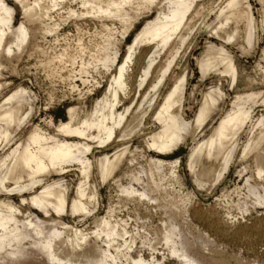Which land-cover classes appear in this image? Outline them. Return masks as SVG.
Instances as JSON below:
<instances>
[{
  "label": "bare ground",
  "instance_id": "1",
  "mask_svg": "<svg viewBox=\"0 0 264 264\" xmlns=\"http://www.w3.org/2000/svg\"><path fill=\"white\" fill-rule=\"evenodd\" d=\"M13 1L0 0V264H264V216L244 217L264 207V115L253 122L264 92L237 95L224 110L223 85L213 84L187 122L193 72H176L181 50L207 33L222 44L206 43L196 61L201 79L215 73L234 86L237 67L226 45L258 43L247 0H225L213 17L211 0ZM68 24L74 34L61 32ZM33 56L50 81L78 96L58 125L42 119L43 126L30 127L43 108L27 86L6 94L7 75H18L20 61ZM134 140L164 157L188 146L187 167L199 189L219 185L235 161L252 160L239 213L226 221L190 213L189 194L178 197L173 188L182 180L180 160L151 157L130 169L145 152L131 150ZM73 169L72 188L64 176ZM102 185L115 191L116 203L99 217Z\"/></svg>",
  "mask_w": 264,
  "mask_h": 264
},
{
  "label": "rangeland",
  "instance_id": "2",
  "mask_svg": "<svg viewBox=\"0 0 264 264\" xmlns=\"http://www.w3.org/2000/svg\"><path fill=\"white\" fill-rule=\"evenodd\" d=\"M211 1L212 2L209 3L208 6H210L211 4L210 6L211 9L210 8L209 9L212 10L213 12L211 11L210 15L215 11H217V9L223 5L222 2L224 3L225 0H211ZM247 3L250 4L252 14L256 20V31H257L256 37H258L257 38L258 43L256 42L257 44H254L253 48H251V45L249 46L248 44L246 45V41L244 42V39H240L239 43L237 41V43L235 42L236 44L226 45L227 49L234 56V61L238 69V70L236 69L237 80L235 79V83L232 88L231 86H229L231 79L226 76H224V78L222 77L223 79L222 78L219 79L220 77L215 73H209L206 79H201L202 77L200 75L201 73H199V69L196 66L197 58H200L202 52H204L206 43L210 42L219 46L220 44H222L221 40H219L216 37L214 38V36L210 37L207 33L202 35L201 34L202 32L197 31L199 32V34L196 33V35L193 36L190 45L191 48L189 47V48H185L184 50L183 49L181 50L180 59L178 58L177 61V64H179L180 66L179 65L176 66L177 67L176 72L179 73L181 71V68L183 69L184 66H187L193 72L192 76L188 79L186 84L184 118L185 120L187 119L186 120L187 122L189 121L191 122L194 120L198 112L199 103L203 99V94L205 93L206 89L212 86L213 84L220 83L221 85H223V87L222 86L221 87L226 96V99L223 104L224 110L230 108L231 103L234 101V97H236L237 95H242L252 90H261L264 92V86H263L264 74L262 72L264 71V55H263L264 33L262 32L260 27L261 21L263 20L262 17L264 16L263 14L264 1L247 0ZM9 4L11 6H15L14 5L15 2L13 0H9ZM211 16L213 17V14ZM211 16H209L208 18H210ZM20 19H22V15L18 13L16 22ZM70 26L71 24H68V26H65L61 30V32L63 33L65 31V33L74 34V29ZM132 39H133V34L128 38V43ZM51 40L52 38H48V41ZM50 46L45 45L46 48H49ZM36 60L37 59L35 56L31 58L24 57L20 61V65L18 68V72H19L18 75H15L13 73L7 75V77L9 78V82H12V85L10 90H8L6 94H9L12 90H14L16 87L20 85H23L24 87L27 86L32 91L33 95L37 97L38 106L43 108V111L41 112L42 114L40 113V115H38L33 119L30 127L32 125L43 126L45 121H49L51 119L53 120L55 125H58L61 121L67 120L68 108L77 105L76 99L78 98V96L76 94H74L73 96L71 95V93L69 92L70 89L68 88V85L66 84L64 85V83H54L50 81L45 76L43 71L39 70V67L35 66ZM218 79L221 80L222 82L221 81L219 82ZM77 81H78L76 82L77 85H81V82L79 80ZM172 83L173 82L171 80L166 83L165 87L161 91L162 95L166 94ZM95 96L92 99L91 102L92 104L87 102V107H91L92 105H94L96 101L95 99L100 98L101 94L98 95L96 94ZM253 107H254L253 122H255L256 119L259 117V115H264V104L258 103L257 105L255 104ZM45 108L47 110H44ZM42 119H44L43 123H42L43 121ZM208 131L209 130H207V132ZM26 133L27 130L22 131L20 133L19 138H24ZM201 137H198V139ZM245 140H246V136L244 135L242 138V142H244ZM136 147H138V150H142L144 146L140 144L139 141L134 140L131 143V150L133 151ZM144 151L145 152H142L143 155H140L141 157L142 156L144 157L138 158L137 162H135L133 165H130V169L139 168L140 165L145 164V162L151 157L162 158L169 162L174 161L176 159L180 160V164L177 166L176 172L179 175L180 180L181 179L182 180L179 181V183H174L173 188L175 190L176 196L179 195L178 197L187 198V195L189 194L188 197L190 196L191 199L189 198L190 199L188 200L189 203L187 202L186 206H187V210H189L190 213L194 211H201V212L204 211L206 213L208 211L207 213L209 212L212 213L211 215L214 216L213 217L214 220H216L219 217L218 220H224V221L227 220L228 216L231 217L232 214L234 215L239 213L235 207V204L238 201H241L245 197V194L247 192L245 185L246 179L251 177V175L254 172L252 160L249 159L247 161L248 163H242V162L239 163L238 160L235 161L233 166H231L230 172L226 175V178L219 185H217L215 188L209 185L211 186V188L207 186V189H199L193 183L190 177L189 169L187 167L186 161H187L188 146L182 145L178 151L166 157L160 156L156 154L154 151H150V150L148 151L144 150ZM110 152H112V150L109 151V153ZM102 154L104 153L95 152L94 156L97 158ZM90 158L92 159L93 157L90 156ZM241 164L243 166L245 164L244 167L246 168H244ZM125 169L127 168L125 167ZM75 174L76 171L73 169L71 172L67 173L64 176L66 177L67 180L71 181L72 188L75 186L77 181L76 179L77 176ZM55 178L57 177H53L51 178V180ZM251 183H254V181ZM25 196H28V194H25ZM12 200L15 203H19L20 201V199L15 196L12 197ZM100 201L102 205L95 216L102 217L105 215L107 211L109 202L116 203L115 191L113 189H109L107 185H102L100 188ZM23 208L27 209L26 206H24ZM32 212L38 216H42L35 209H33ZM261 215L264 216V207H257L256 210H251L249 213L244 214V217L246 219L256 218ZM122 216H126V212L122 213ZM238 218L243 219L241 215H238ZM65 221L68 222L70 225H72L74 222H76V219L65 217ZM193 228L195 229L194 232H198L199 230H201L199 228H197L196 230V227Z\"/></svg>",
  "mask_w": 264,
  "mask_h": 264
}]
</instances>
